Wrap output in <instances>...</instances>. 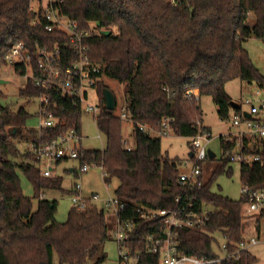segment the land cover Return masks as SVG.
<instances>
[{"label": "trees", "instance_id": "trees-1", "mask_svg": "<svg viewBox=\"0 0 264 264\" xmlns=\"http://www.w3.org/2000/svg\"><path fill=\"white\" fill-rule=\"evenodd\" d=\"M32 1L0 0V67L6 65L5 55L13 45L23 42L33 51L36 43L53 45L59 37L33 25ZM62 12L83 27L92 21L100 29L88 43L92 59L101 65L96 86L102 107L98 127L106 144L103 149H83L82 162L103 165L105 181L117 180L115 193L126 202L122 215L136 224L131 245L142 249L143 264H159L161 251L148 252L144 238L150 234L164 237L166 225L161 216L143 219L137 211L140 205L180 209L181 216L202 215L208 207L209 219L204 225L174 229L178 250L200 258H217L220 255L213 244L215 234L220 233L228 251H236L246 239L247 200L243 195L236 200L211 188L214 176L224 170L229 159L223 157V163L202 187L182 186L179 162L163 153L158 132L163 119L170 116L178 135L211 136L210 128L203 124L196 92L210 95L220 117L226 119L235 107L226 91L227 83L237 78L264 83L244 44L253 36L264 39V0H65ZM102 29L111 30V34H102ZM16 70L25 72L20 66ZM106 78L123 85L121 107L133 121L132 151L123 146V122L117 108L109 111L106 107L104 88L114 92ZM188 91L192 93L187 95ZM39 92L31 83L20 95L29 98ZM56 102L55 114L64 123L49 137L39 138L38 130L33 134L27 127L26 108L14 109L4 103L0 90V264H104L107 259L105 245L113 238L115 217L91 203L84 210L73 207L68 219L59 221L58 200L42 194L45 189L63 190V178L56 173L45 176L42 160L21 149L24 143L50 140L71 128L82 132V109L67 97L59 96ZM66 161L60 159L55 164ZM21 172L33 186L34 197L25 194ZM241 178L243 184L264 190L263 166L241 165ZM34 199H38L36 207ZM239 255L216 264L258 261L249 248Z\"/></svg>", "mask_w": 264, "mask_h": 264}, {"label": "built area", "instance_id": "built-area-1", "mask_svg": "<svg viewBox=\"0 0 264 264\" xmlns=\"http://www.w3.org/2000/svg\"><path fill=\"white\" fill-rule=\"evenodd\" d=\"M34 1H39L41 5L36 9L31 4V10L34 13L33 25L44 28L48 32H56L59 37L53 45L36 43L33 51L23 42L13 45L5 55L6 65L4 66L12 67L14 72L22 78L20 90H27L31 83L40 90L37 95L28 99H36L39 102L40 122L37 128L39 138H43L49 137L51 133L61 129L64 123V120L55 114L58 105L56 98L59 96L73 99L75 105H78L84 114L92 113L95 116L100 114L102 107L91 101L90 90L96 89L101 65L92 59L88 43L92 35L99 32L100 29L97 28L95 22L91 21L88 26L83 27L78 21L65 15L62 12V4L65 0H33L32 3ZM17 66L24 67L25 72L19 73L16 70ZM2 74L6 75L7 72L4 71ZM251 84H254L256 89L244 99L235 101L232 125L226 133L220 135V139L224 156L229 159L230 163L258 164L264 167V83L253 82ZM191 93L192 91H188L187 95ZM119 114L122 120L132 121L124 106L120 108ZM173 120L170 116L165 117L162 129L158 134L168 136L175 132L172 125ZM141 129L149 130V127L141 125ZM83 138L82 132L71 128L58 133L50 140L40 139L38 142H30L27 145L28 150L42 160L45 176L55 174L54 164L58 160H77L79 165L74 170L78 175L84 174L91 167L96 166L101 169L105 181L107 172L103 165L82 162L81 151L85 149L81 145ZM122 141L127 151L134 149V140L123 138ZM211 141L212 137L207 133L193 136L191 151L194 154L193 157H190L193 163L192 168L190 171L183 170V167L189 164L187 160L178 164L179 181L182 186H203L201 165L204 160L210 158L209 150L211 148L209 145ZM106 183L110 187L109 182ZM242 195L247 200L246 211L248 213L264 211V190H257L249 184H243ZM91 203L98 205L116 219L113 238L118 243L119 264H143L142 249H135L131 245L136 224L122 215L126 208V202L115 191L112 193L108 190V194L104 197L97 191L86 194L82 184L76 183L72 190L73 207L77 210H84ZM137 211L146 221H151L158 216L163 217V222L166 225L165 236L157 237L150 234L144 238L148 252L161 251L159 264H216L230 258L238 259L242 249H248L259 243L256 237L245 239L236 251L229 252L227 242H224L222 245L224 255L213 259L187 255L178 250L174 240V229L177 227L194 229L204 225L209 219V208L206 207L202 215L188 213L186 216L180 215L183 212L180 209L167 210L161 207L142 205L138 206Z\"/></svg>", "mask_w": 264, "mask_h": 264}, {"label": "rangeland", "instance_id": "rangeland-1", "mask_svg": "<svg viewBox=\"0 0 264 264\" xmlns=\"http://www.w3.org/2000/svg\"><path fill=\"white\" fill-rule=\"evenodd\" d=\"M32 5L38 9L40 7L39 1H34ZM245 47L248 49L250 57L258 68L261 75L264 76V39L251 37L245 41ZM7 72L6 75L2 74ZM3 79L6 82H0V90L2 91V100L4 103L11 104L14 109H18L24 106L29 112L27 118V127L35 134L38 130L40 117L38 114L39 102L36 99H28L20 95V84L22 78L14 72V69L10 66H3L0 68V80ZM105 82L114 88V93L117 96L119 107L116 109V113H120V108L123 99V85L115 80L109 78L105 79ZM256 89L254 84L248 81L241 80L239 78L230 81L226 85V91L233 101H240L247 95H250ZM91 101L94 104H101L100 94L97 89H91ZM196 95L200 97V105L202 109V120L205 126H208L211 130L212 141L209 145L215 153L216 157L207 158L202 162V180L204 182L209 181L213 174L217 171L218 167L223 163L224 150L221 143L220 135L226 133L232 125L233 110L229 112V116L226 119H222L218 112V106L214 102L210 95H201L200 92H196ZM246 108V105H245ZM123 122V138L132 139L133 122L128 120H122ZM82 134L84 136L81 145L85 148L103 149L106 144V137L100 131L98 127V116L92 113H86L82 117ZM162 151L168 154L170 157L175 158L178 162L189 161L187 166H182L183 170L190 171L193 166L190 160L189 152L192 150L193 137H186L178 135L172 132L171 135L161 136ZM22 151L28 150L27 144L21 145ZM78 161L71 160L60 164H54L56 175L63 178L61 189H45L43 190L44 198L58 200V211L56 218L64 222L68 219L70 210L73 208L72 204V190L76 183H80L83 186L84 192L89 194L91 191H97L101 196H106L108 190L114 193L118 184L117 180H113L107 186V183L102 177V172L99 167H91L90 170L84 174L78 175L76 171H69L70 168H78ZM231 166L232 170L229 169ZM44 167V164L42 165ZM21 182L25 194L34 197V188L31 185L28 178L21 172ZM242 178H241V165L239 163H229L225 166L224 170L217 173L213 180L211 188L213 191L227 195L233 199H240L242 196ZM109 189H108V188ZM38 199H34L35 207L37 206ZM208 208V207H207ZM245 206L244 215L245 233L246 239L256 237L259 243L252 245L249 249L258 257L256 264H264V216H260V213L253 212L248 213ZM246 211V212H245ZM258 216H260L258 220ZM215 241L213 249L221 256L224 255L222 245L226 242L222 234H215ZM107 252V259L104 264H119V249L118 243L115 238H111L105 245Z\"/></svg>", "mask_w": 264, "mask_h": 264}, {"label": "water", "instance_id": "water-1", "mask_svg": "<svg viewBox=\"0 0 264 264\" xmlns=\"http://www.w3.org/2000/svg\"><path fill=\"white\" fill-rule=\"evenodd\" d=\"M101 33L104 35H110L111 34V30L108 29H102ZM1 83H5L6 81L1 79L0 80ZM104 96H105V100H106V107L109 111L115 110L117 108V96L116 94L110 89V88H104L103 90ZM235 106V103L233 104ZM247 116H249L248 113H246ZM193 151L189 152V156L193 157ZM209 156L210 158H214L216 156V153L210 149L209 150ZM72 170H74V168H72Z\"/></svg>", "mask_w": 264, "mask_h": 264}, {"label": "crops", "instance_id": "crops-1", "mask_svg": "<svg viewBox=\"0 0 264 264\" xmlns=\"http://www.w3.org/2000/svg\"><path fill=\"white\" fill-rule=\"evenodd\" d=\"M234 102H235V101H234ZM71 171H74V170H71ZM55 173H56V172H55ZM244 221H246V219H245ZM244 235H245V238H247V237H246V233H245V231H244Z\"/></svg>", "mask_w": 264, "mask_h": 264}]
</instances>
